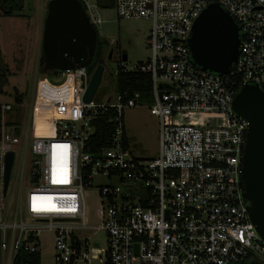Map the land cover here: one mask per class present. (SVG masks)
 Wrapping results in <instances>:
<instances>
[{
    "label": "built area",
    "instance_id": "1",
    "mask_svg": "<svg viewBox=\"0 0 264 264\" xmlns=\"http://www.w3.org/2000/svg\"><path fill=\"white\" fill-rule=\"evenodd\" d=\"M79 1L94 27L102 21L100 6L113 5L121 18L151 20V57L131 68L122 61L119 68L151 75L147 106L158 118L159 152L137 158L126 136L124 112L139 105L140 92L117 91L115 102L102 101L98 87L86 102L93 75L88 66L39 79L25 137L31 158L24 192H11L10 181L5 190V157L13 151L15 162L21 139L17 126L1 122L3 260L12 264L20 248L40 251L39 235L53 231L55 264H90L98 252L106 264H264V239L250 220L241 179L248 122L232 107L244 84L264 90V0ZM211 3L240 27L239 54L226 74L204 70L191 57L194 22ZM10 110L11 104L2 105L3 115ZM99 119L111 125V134L105 147L92 152ZM24 166L25 157L20 185ZM94 179L103 182L94 186ZM93 188L97 224L90 222L85 201ZM88 230L104 231L106 247L84 238Z\"/></svg>",
    "mask_w": 264,
    "mask_h": 264
},
{
    "label": "rangeland",
    "instance_id": "2",
    "mask_svg": "<svg viewBox=\"0 0 264 264\" xmlns=\"http://www.w3.org/2000/svg\"><path fill=\"white\" fill-rule=\"evenodd\" d=\"M95 1L97 0H91V2ZM99 12L102 21L95 24L97 38L105 43V47L113 49L114 54L112 60L105 61V70L97 93L102 95V101L110 98L112 102H115L117 71L123 61L121 53L123 50L128 52L126 63L129 68L138 62H146L152 54L149 47L152 22L146 18H121L113 5L100 6ZM46 15L47 3L45 1L26 0L24 9L20 13L0 17V51L9 70L4 93L0 94V103L12 105V110L6 111V114L2 116V122L17 126L16 129L20 130L19 137L21 139L11 173V192L18 190L19 187L24 192L30 185V137L26 150L24 147L27 130L29 125L33 124L31 114L37 99L38 80L46 77L41 73L39 62L42 56V38ZM60 81H62L61 78L57 79L56 83ZM69 84L70 82L63 83L61 88L67 87ZM18 97L22 98L21 102H18ZM149 102H151L150 99L143 98L139 101V105L127 108L124 112L126 136L132 154L143 159L156 157L159 152V122L158 118L151 114L147 106ZM40 124L35 125L36 129ZM41 127H43L42 124ZM40 131L37 130L38 133ZM23 157H25L24 178L20 185ZM101 182H103L102 179H94L93 185ZM96 191L97 189L93 188L85 193L88 218L92 224L99 222L95 216L99 208ZM82 234L84 238H88L91 244L94 241H99L102 248L106 247L107 236L104 231L88 230ZM39 240L41 264H55L54 232H42L39 235ZM2 264H7L3 257ZM90 264H106L102 253L91 254Z\"/></svg>",
    "mask_w": 264,
    "mask_h": 264
},
{
    "label": "water",
    "instance_id": "3",
    "mask_svg": "<svg viewBox=\"0 0 264 264\" xmlns=\"http://www.w3.org/2000/svg\"><path fill=\"white\" fill-rule=\"evenodd\" d=\"M97 39L96 28L79 0L48 2L42 38L46 71L90 66ZM240 45V27L218 3L208 5L195 20L189 39L190 52L193 61L204 70L228 73L237 60ZM127 58L125 54L123 61ZM104 70L103 64L96 66L84 96L86 102L91 101L100 86ZM232 107L248 122L241 158V179L250 220L264 239V90L258 85L244 84L236 93ZM13 162L14 152L9 151L5 157V190Z\"/></svg>",
    "mask_w": 264,
    "mask_h": 264
},
{
    "label": "trees",
    "instance_id": "4",
    "mask_svg": "<svg viewBox=\"0 0 264 264\" xmlns=\"http://www.w3.org/2000/svg\"><path fill=\"white\" fill-rule=\"evenodd\" d=\"M26 0H0V17L1 16H12L16 13H20L24 9V4ZM105 47V43L98 40L96 51L93 57L92 64L88 66V71L90 74L94 73L96 66L103 63L102 52ZM40 69L41 73L45 76L57 75L61 71L45 70V60L42 51V56L40 59ZM8 72L6 64L4 63L0 51V94L4 93V86L8 82ZM152 89V79L151 75L147 73H138V72H125L119 68L117 72L116 80V90L124 93L133 94L135 92H140L143 98L150 99ZM18 102H21L22 98H17ZM2 104L0 103V128L2 122ZM20 130L17 128L15 130L16 134H19ZM111 134V125L105 123L103 120L96 121V130L93 134L90 144V150L92 152H98L103 147H105L109 142V137ZM1 139V131H0ZM0 242H1V233H0ZM0 264H2V252L0 247ZM12 264H41V254L40 251L31 252L28 249L20 248L17 252L15 258L13 259Z\"/></svg>",
    "mask_w": 264,
    "mask_h": 264
},
{
    "label": "flooded vegetation",
    "instance_id": "5",
    "mask_svg": "<svg viewBox=\"0 0 264 264\" xmlns=\"http://www.w3.org/2000/svg\"><path fill=\"white\" fill-rule=\"evenodd\" d=\"M97 41H98V39H97ZM113 54H114V50L113 49H110L108 46L107 47H104L103 48V52H102V60H103V63H101V64L104 65L106 60H112ZM125 54L128 56V52L125 51V50H123L122 53H121L122 58H123V56Z\"/></svg>",
    "mask_w": 264,
    "mask_h": 264
},
{
    "label": "bare ground",
    "instance_id": "6",
    "mask_svg": "<svg viewBox=\"0 0 264 264\" xmlns=\"http://www.w3.org/2000/svg\"><path fill=\"white\" fill-rule=\"evenodd\" d=\"M39 121H40V120H39V117H37V118H36V124H37V123H41V122H39ZM41 128H43V127H41ZM41 128H40V125H38V129H36V130H39V131H40Z\"/></svg>",
    "mask_w": 264,
    "mask_h": 264
}]
</instances>
